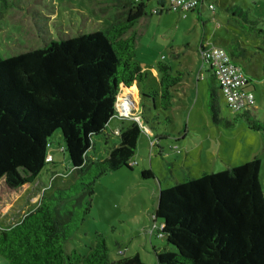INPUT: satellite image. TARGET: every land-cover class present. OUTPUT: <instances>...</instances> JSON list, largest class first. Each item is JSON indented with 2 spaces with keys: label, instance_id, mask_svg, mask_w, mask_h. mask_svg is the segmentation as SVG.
Masks as SVG:
<instances>
[{
  "label": "trees",
  "instance_id": "obj_1",
  "mask_svg": "<svg viewBox=\"0 0 264 264\" xmlns=\"http://www.w3.org/2000/svg\"><path fill=\"white\" fill-rule=\"evenodd\" d=\"M148 1L117 0L121 12L104 31L49 40L41 47L0 56V181L9 190L33 182L53 163L45 158L57 132L77 175L70 185L43 193L16 223L0 228L3 263L144 264L137 252L110 259L100 233L85 254L75 248L67 250V244L90 210L94 182L122 166L131 169L129 160L141 131L148 135L152 147L168 137L165 128L158 132L159 112L171 107L172 90L182 74H172L169 65L158 62L157 86L145 91L146 76L135 59L137 32L133 27L147 14ZM155 1L156 7L162 6L160 12L169 10L159 5L162 0ZM204 2L213 9V3L204 0L187 11L199 12ZM233 10L242 15L236 7ZM238 25L242 27L240 22ZM208 44L224 49L238 67L236 63L246 55L238 41L236 45L224 41ZM204 48L200 43L199 52ZM206 64L213 121L232 128L237 119H245L249 129L264 134V122L253 118L248 108L236 112L232 120L218 117L219 88L212 67ZM245 76L248 86L250 78ZM133 84L138 88L142 125L119 119L112 132L117 139L115 146L103 159H88L93 136L103 134L115 115L120 91ZM165 118L170 122L168 116ZM259 166V158L253 157L160 188L154 218L159 224L158 235L172 248L161 251L154 247L156 264H264V196ZM140 176L151 178L153 174L142 170Z\"/></svg>",
  "mask_w": 264,
  "mask_h": 264
},
{
  "label": "rangeland",
  "instance_id": "obj_2",
  "mask_svg": "<svg viewBox=\"0 0 264 264\" xmlns=\"http://www.w3.org/2000/svg\"><path fill=\"white\" fill-rule=\"evenodd\" d=\"M209 1L213 9L204 2L199 12L166 10L155 14L150 10L157 6L156 1L149 0L147 14L134 25L135 59L146 76L145 91L157 86L158 62L169 65L172 74H182L172 90L171 107L159 112L158 132L165 128L168 137L152 147L148 135L141 131L129 160L131 169L122 166L94 182L90 210L67 244V250L75 248L85 254L100 233L109 248L110 259L137 252L144 264H156L153 248L161 251L172 248L157 232L159 224L154 210L159 189L202 172L239 165L253 157L260 161L259 180L264 196V134L249 129L245 119H237L232 128L213 121L208 108V66L199 52L200 43H241L246 55L236 64L250 78L246 89L254 98L248 110L253 118L264 122V0ZM117 3V0H0V56L41 47L49 40L104 31L121 12ZM232 7L241 10L243 16L232 12ZM217 91L218 117L232 120L241 111L231 110ZM128 95L134 103L139 101L135 84L122 88L117 102ZM129 116L123 120L125 123L137 121L142 125L138 112ZM119 122L113 116L104 133L93 136V145L86 153L88 159L107 156L117 140L112 133L115 129H110ZM63 146L60 133L53 134L49 148L53 163L47 164L33 182L9 190L0 181V228L16 223L43 193L75 181L76 172ZM142 170L151 171L153 176L141 178ZM0 264H5L1 258Z\"/></svg>",
  "mask_w": 264,
  "mask_h": 264
},
{
  "label": "built area",
  "instance_id": "obj_3",
  "mask_svg": "<svg viewBox=\"0 0 264 264\" xmlns=\"http://www.w3.org/2000/svg\"><path fill=\"white\" fill-rule=\"evenodd\" d=\"M204 0H162L161 4L167 9L178 12L191 10ZM162 6L152 9L151 13H159ZM207 7L212 8V4L208 3ZM204 49L200 51L201 60L208 63L212 67L214 77L216 78L220 93L225 99L227 106L233 111H240L249 108L254 102L253 94L246 89L247 80L242 69L235 65L227 53L221 47L203 44ZM118 99V98H117ZM124 100V101H123ZM121 99L115 102V117L120 120L129 118L131 115L132 103L127 99ZM116 132V131H115ZM45 160L52 161V156L47 153Z\"/></svg>",
  "mask_w": 264,
  "mask_h": 264
},
{
  "label": "crops",
  "instance_id": "obj_4",
  "mask_svg": "<svg viewBox=\"0 0 264 264\" xmlns=\"http://www.w3.org/2000/svg\"><path fill=\"white\" fill-rule=\"evenodd\" d=\"M161 12H159L158 14H160ZM136 86V85H135ZM136 89H137V86H136ZM122 95V94H121ZM124 98H127V100L128 101H131V99H130V96L128 95V96H123V98L122 99H124ZM137 99L139 100V97H137ZM139 102V101H138ZM138 102H133V99H132V101H131V103H132V111H131V113L132 112H138L137 110H138ZM139 117V116H138ZM127 119V118H126ZM139 123V122H138ZM108 125H110V123L108 122V124H107V126ZM117 126V125H116ZM116 126H114V127H112V129L113 128H115Z\"/></svg>",
  "mask_w": 264,
  "mask_h": 264
},
{
  "label": "bare ground",
  "instance_id": "obj_5",
  "mask_svg": "<svg viewBox=\"0 0 264 264\" xmlns=\"http://www.w3.org/2000/svg\"><path fill=\"white\" fill-rule=\"evenodd\" d=\"M123 100V99H122ZM124 101V100H123Z\"/></svg>",
  "mask_w": 264,
  "mask_h": 264
}]
</instances>
